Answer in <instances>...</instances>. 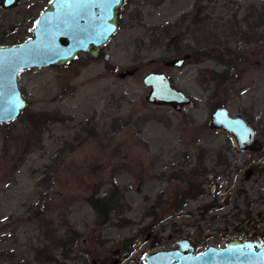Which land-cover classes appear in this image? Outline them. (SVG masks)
<instances>
[{
    "label": "rangeland",
    "instance_id": "obj_1",
    "mask_svg": "<svg viewBox=\"0 0 264 264\" xmlns=\"http://www.w3.org/2000/svg\"><path fill=\"white\" fill-rule=\"evenodd\" d=\"M49 3L0 4V47L31 39ZM206 50L211 58L194 57ZM190 54L183 68L165 65ZM125 70L135 73L122 79ZM150 73L192 104H149ZM19 83L30 107L0 125V264H144L183 240L195 253L264 240V147L242 151L210 130L226 106L264 146V0H127L103 60L83 55ZM109 196L99 223L91 200Z\"/></svg>",
    "mask_w": 264,
    "mask_h": 264
},
{
    "label": "water",
    "instance_id": "obj_2",
    "mask_svg": "<svg viewBox=\"0 0 264 264\" xmlns=\"http://www.w3.org/2000/svg\"><path fill=\"white\" fill-rule=\"evenodd\" d=\"M22 0H0L4 10L16 8ZM127 0H120L106 10L100 0H52L37 19L33 37L21 44L0 47V125L16 122L30 107L19 83L20 75L29 70L63 68L79 56L93 61L106 57V48L121 30V18ZM71 53L67 55V53ZM189 56L165 63L166 67L182 68ZM135 70H125L120 78L133 76ZM149 90L146 101L153 106L171 107L177 113L192 104V99L178 90L165 73H150L143 79ZM22 104L15 118L6 110ZM211 131H223L232 137L240 150L258 153L263 150L256 130L242 116H233L226 106L211 115ZM144 264H264V240L245 239L226 243L225 248L208 247L201 253L188 240L173 250L147 253Z\"/></svg>",
    "mask_w": 264,
    "mask_h": 264
},
{
    "label": "trees",
    "instance_id": "obj_3",
    "mask_svg": "<svg viewBox=\"0 0 264 264\" xmlns=\"http://www.w3.org/2000/svg\"><path fill=\"white\" fill-rule=\"evenodd\" d=\"M52 0H49V2H51ZM200 11V9L198 10V12ZM193 22L195 24H197L198 20H197V16H195V18L193 19ZM175 37L174 36H170V39H169V42L170 43H175L178 44L182 41V38L181 37H178V40L176 42V40L174 39ZM181 51V50H180ZM179 51V52H180ZM213 55V53L211 51H195L194 52V57L198 60V61H204V60H207L209 58H211ZM108 67L109 68H112V69H115L116 67L111 65L110 63L108 64ZM213 78L215 79H219L220 77H222V75L218 74V73H213L212 74ZM225 163H219L218 166L220 165H224ZM197 184L196 182H194L193 180L190 181V189L186 190L184 192V196H183V199L186 200V199H189L191 198V190L194 191V189L196 188ZM204 191L202 190H199V193L198 194H201L203 193ZM113 203H114V200L111 198V196L109 197H106V198H93L91 200V204L93 205L96 213H97V216H98V221L99 223H107L109 222L110 220V215L112 213V210H113Z\"/></svg>",
    "mask_w": 264,
    "mask_h": 264
},
{
    "label": "snow or ice",
    "instance_id": "obj_4",
    "mask_svg": "<svg viewBox=\"0 0 264 264\" xmlns=\"http://www.w3.org/2000/svg\"><path fill=\"white\" fill-rule=\"evenodd\" d=\"M14 2V0H9V3ZM100 3H103L106 7L107 11H110L112 5L114 4H119L120 0H100ZM71 53H67V55H70ZM22 104L16 103L11 105L7 110H6V115L8 118H15V112L22 107Z\"/></svg>",
    "mask_w": 264,
    "mask_h": 264
},
{
    "label": "flooded vegetation",
    "instance_id": "obj_5",
    "mask_svg": "<svg viewBox=\"0 0 264 264\" xmlns=\"http://www.w3.org/2000/svg\"><path fill=\"white\" fill-rule=\"evenodd\" d=\"M81 56H83V55H81ZM81 56H79V57H81ZM85 56H87V55H85ZM186 56H189V59H190V57H192L191 54H190V55H186ZM79 57H78V58H79ZM88 57H89V56H88ZM78 58H77V59H78ZM77 59H76V60H77ZM189 59H187V61H188ZM76 60H75V61H76ZM75 61H74V62H75ZM187 61H186V62H187ZM72 63H73V62H72ZM72 63H70V64H72ZM70 64H69V65H70ZM184 66H185V65H184ZM168 68H174V67H168ZM182 68H183V67H182ZM178 69H180V68H178ZM248 123H249V122H248ZM249 124H250V123H249ZM251 126H252V125H251ZM252 127H253V126H252ZM253 128H254V127H253ZM256 134H257V131H256ZM257 138H258V135H257Z\"/></svg>",
    "mask_w": 264,
    "mask_h": 264
}]
</instances>
